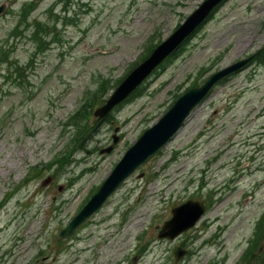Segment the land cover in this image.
Wrapping results in <instances>:
<instances>
[{"label":"rangeland","instance_id":"rangeland-1","mask_svg":"<svg viewBox=\"0 0 264 264\" xmlns=\"http://www.w3.org/2000/svg\"><path fill=\"white\" fill-rule=\"evenodd\" d=\"M204 1L0 0V264L23 240L18 264L35 256L49 257L44 264H264V52L214 88L84 229L58 239L177 99L264 48V0H228L96 119L120 80ZM115 136L114 151L102 154ZM189 200L207 202L204 217L175 241L160 239L172 210ZM179 248L189 254L177 260Z\"/></svg>","mask_w":264,"mask_h":264},{"label":"water","instance_id":"water-1","mask_svg":"<svg viewBox=\"0 0 264 264\" xmlns=\"http://www.w3.org/2000/svg\"><path fill=\"white\" fill-rule=\"evenodd\" d=\"M225 0H205L186 22L159 45L148 58L140 63L122 81L114 93L104 105L97 108L94 116L99 121L105 119L118 106L123 104L136 92L147 79L158 69L184 42L190 38L212 13ZM7 6L0 7V16L4 14ZM264 48L256 54L242 59L226 68L212 74L201 86L192 88L179 98L173 107L152 128L146 130L143 135L124 154L123 158L114 167L107 179L91 197L80 213L63 228L59 235V241L71 239L88 220L99 213L106 203L120 190L123 184L132 177L144 164L154 158L184 127L190 117L202 102H204L214 87L221 81L237 72L242 71L249 65ZM119 138L114 137V143L102 151V154H110L114 151ZM50 180V179H49ZM47 180L46 184L50 181ZM207 211L204 201L189 200L172 210V218L166 221L160 232V239L175 241L196 227ZM188 251L179 248L175 251L176 259L186 256Z\"/></svg>","mask_w":264,"mask_h":264},{"label":"trees","instance_id":"trees-1","mask_svg":"<svg viewBox=\"0 0 264 264\" xmlns=\"http://www.w3.org/2000/svg\"><path fill=\"white\" fill-rule=\"evenodd\" d=\"M161 43V41L158 43V44H160ZM157 46V45H156ZM155 46V47H156ZM262 57H263V54L261 55V56H259L258 58H257V60H262ZM121 81L122 80H120V82L119 83H121ZM102 88V86L99 88V91H100V89ZM82 109V108H81ZM80 111V110H79ZM79 111L77 112V113H79ZM76 113V114H77ZM74 121V120H73ZM76 122V121H75ZM81 132H83V131H81ZM80 132V133H81ZM79 133V134H80ZM79 136V135H78ZM83 137H81L80 139H78V141H80L79 143H80V146H83L84 145V143H85V141H86V134L84 133L83 135H82ZM72 161H70V163H71ZM260 223H261V225H262V230H263V232H264V214H263V216H262V218H261V220H260ZM259 239H260V237H258V238H255L253 241H251V244H250V246L248 247V249L246 250V255L249 253V251L251 250V249H253L254 247H255V245L259 242Z\"/></svg>","mask_w":264,"mask_h":264},{"label":"flooded vegetation","instance_id":"flooded-vegetation-1","mask_svg":"<svg viewBox=\"0 0 264 264\" xmlns=\"http://www.w3.org/2000/svg\"><path fill=\"white\" fill-rule=\"evenodd\" d=\"M84 228H81L78 233ZM22 244L20 243L19 244V241H18V244H17V250L20 251L21 248H22ZM6 257L9 258L10 257V253L6 254L5 256H3L2 258V262L1 264H4L5 263V260H6ZM13 259H15V263L18 264V262L20 261V253H16V250L13 251L12 253V256H11ZM49 259V257L45 256L44 259H43V262L47 261ZM38 262V260L34 259V263L36 264Z\"/></svg>","mask_w":264,"mask_h":264}]
</instances>
